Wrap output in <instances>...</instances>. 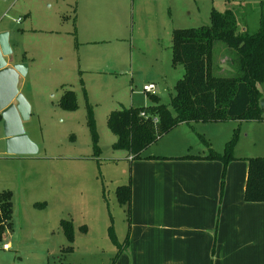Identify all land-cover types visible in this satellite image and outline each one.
<instances>
[{
    "label": "rangeland",
    "instance_id": "obj_1",
    "mask_svg": "<svg viewBox=\"0 0 264 264\" xmlns=\"http://www.w3.org/2000/svg\"><path fill=\"white\" fill-rule=\"evenodd\" d=\"M262 3L0 0V33H8L13 62L24 69L18 92L32 109L24 132L37 150L32 158L8 154L0 122V193L12 194L0 264H111L127 234V212L116 190L127 184L130 164L127 152L112 148L108 114L150 104L142 91L148 84L173 112L174 86L184 75L181 64L172 65L173 31L208 26L214 9L232 13L238 33L255 35ZM235 58L215 42L212 74L234 75ZM64 90L76 94L77 110L59 108ZM212 124L227 141L238 129L232 154L238 146V154L264 157V122ZM149 149L144 154L158 153V142ZM62 220L70 225L69 236Z\"/></svg>",
    "mask_w": 264,
    "mask_h": 264
},
{
    "label": "crops",
    "instance_id": "obj_2",
    "mask_svg": "<svg viewBox=\"0 0 264 264\" xmlns=\"http://www.w3.org/2000/svg\"><path fill=\"white\" fill-rule=\"evenodd\" d=\"M209 124L182 123L158 141V153L128 160L130 216L114 264H264V203L244 201L246 159L254 157L237 146L222 187V162L179 159L223 152L227 136Z\"/></svg>",
    "mask_w": 264,
    "mask_h": 264
},
{
    "label": "trees",
    "instance_id": "obj_3",
    "mask_svg": "<svg viewBox=\"0 0 264 264\" xmlns=\"http://www.w3.org/2000/svg\"><path fill=\"white\" fill-rule=\"evenodd\" d=\"M209 19L208 26L176 29L172 33V65L181 64L184 68L182 79L174 86L173 112L152 93L147 95L150 101L147 106L111 111L106 125L116 137L113 149L127 152L133 161L140 159L153 144L182 123L264 122V109L259 107L262 94L256 87L257 84H264V3L260 9L259 31L255 35L238 33L236 18L230 12L219 13L212 9ZM215 42H221L234 51V75L222 77L212 74L211 58ZM58 106L64 111L77 110L76 94L64 90ZM237 136L238 129H234L232 138L220 154L209 150L205 156L190 155L179 159L222 162V187L226 166L234 160L232 153ZM246 160L248 172L244 201L264 203V157ZM130 195L129 183L116 190L118 203L126 208L127 222ZM11 216L12 194L3 191L0 193V239L3 232L11 228ZM61 224L69 236V223L62 220ZM67 251H72V248ZM114 262L115 258L111 264Z\"/></svg>",
    "mask_w": 264,
    "mask_h": 264
},
{
    "label": "water",
    "instance_id": "obj_4",
    "mask_svg": "<svg viewBox=\"0 0 264 264\" xmlns=\"http://www.w3.org/2000/svg\"><path fill=\"white\" fill-rule=\"evenodd\" d=\"M8 41V33H0V120L6 139V152L11 155L36 154V147L24 132L23 123L28 119L29 106L18 92L20 77L24 69L14 63ZM264 109V99L259 101Z\"/></svg>",
    "mask_w": 264,
    "mask_h": 264
},
{
    "label": "built area",
    "instance_id": "obj_5",
    "mask_svg": "<svg viewBox=\"0 0 264 264\" xmlns=\"http://www.w3.org/2000/svg\"><path fill=\"white\" fill-rule=\"evenodd\" d=\"M17 22H19V20ZM154 90H155L154 84L144 85L143 88H142V91L145 92V93H147V94L152 93ZM127 159L130 160V161H132V157L131 156L128 157ZM2 248H3V250L7 251V250L10 249V246H9V244H4L2 246Z\"/></svg>",
    "mask_w": 264,
    "mask_h": 264
},
{
    "label": "flooded vegetation",
    "instance_id": "obj_6",
    "mask_svg": "<svg viewBox=\"0 0 264 264\" xmlns=\"http://www.w3.org/2000/svg\"><path fill=\"white\" fill-rule=\"evenodd\" d=\"M23 126H24V123H23Z\"/></svg>",
    "mask_w": 264,
    "mask_h": 264
}]
</instances>
